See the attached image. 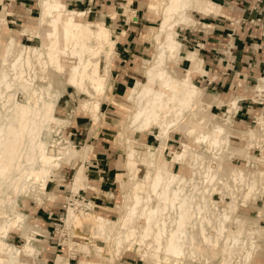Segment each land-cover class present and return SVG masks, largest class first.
Returning <instances> with one entry per match:
<instances>
[{
  "label": "rangeland",
  "instance_id": "obj_1",
  "mask_svg": "<svg viewBox=\"0 0 264 264\" xmlns=\"http://www.w3.org/2000/svg\"><path fill=\"white\" fill-rule=\"evenodd\" d=\"M23 1H29L32 8L30 11H28V9L21 10V15H18L17 20H14L13 16H6L5 12H9L16 6H13V2L10 4V0H0V15L4 14L5 18V27L2 28L0 26V67L1 69L8 70L9 73L12 72L11 64L13 63L14 54H16V52L18 53L20 48L22 50V46H42V42L44 41L41 34L42 28L47 26L49 20L48 18H45L44 22H42L43 24L40 23L41 17L43 16L41 7L42 0ZM58 1L64 3L68 10L84 12L82 16L76 18L78 20L103 22L112 30L115 41L116 39L119 40V35H123V33L119 34L117 32L123 28L124 19L127 23L141 24V33L140 36L138 35L139 38H137L136 41L139 44H143V48L140 49L138 57L133 56L131 58L132 62L130 68L135 71L132 73L135 78L127 81L125 86H117L115 85L116 78L111 72L113 71L112 60L116 57L114 54L115 48L113 47L110 56L111 67L109 72L106 73L104 88L102 95L100 96L94 94V91L90 88L88 83L87 87L92 96H88L82 90H77L70 86L65 87V82L55 72V68L50 65L49 60L45 55V57L43 56V58L39 60L32 56L29 59V65L31 66H22V70L25 74L35 78L34 81L36 82V85L40 84L44 86L46 81L53 80L57 87L62 88L63 95L59 99L58 105L55 107L54 111L56 116L67 120L65 126L60 130L62 137L61 142L65 143L68 141V143H72L76 148L86 146L89 148V151H87L85 158L75 156L71 158L67 164L64 163L65 161L60 163L58 169L54 170L53 175L49 179L54 186L51 185L48 189L47 187H42L40 183L36 182L33 188L26 193V196L19 199V207H17V209L32 219L29 220L28 227L25 226V224L23 225V227L25 226L27 228L25 233L22 234L17 229H10L6 235V240L16 247H21L24 244L27 235L33 237L35 239L33 241V244L35 245V255L38 259L37 264H65L68 262L76 264L79 259L98 260L99 258L94 255L92 248L95 245H102L103 251L106 255H112L114 245L110 243V240L116 235L119 226H114V224L108 225L107 235L109 236V239H106L105 241L103 237L99 238L97 235L90 233V230H87L89 229L88 222L86 224H84L85 222L82 223L81 226L77 228H73L71 223L66 224V211H68L69 207H74V202H76V208H79L77 203L83 204L90 202L92 204L90 210L92 214H99L108 219H115L118 216L120 218L123 214L121 205L123 204L125 197L132 196L134 193L138 195L140 206H146L145 209H155L157 206L162 209V199L158 194L155 195L150 190L149 186L147 187L152 180V178L147 179V177L150 174H155L157 172L156 169L160 167L164 169V171H160V174H162L165 179L157 187V192L160 193L165 183L168 184L171 189L176 187L179 190V188L183 186V194L189 196V198L192 197L193 200L191 203L193 206L191 212L195 213V215L186 222L185 237L187 238H185L186 240L184 242V253L186 257L190 251L189 243L191 242L190 237H192L195 246L192 247L193 250H191V252H193L194 255L193 258H190L192 260L188 259L189 257L187 256V258L184 259L183 264H264V204H261L259 197L262 187L264 186V158L259 152V148L264 142V133L255 123V119H257L260 114L257 113V110L256 112L254 110V112H251L249 109L248 118H241L235 113L229 116L226 106L229 99L237 98L239 95L248 99L254 108L255 106L257 108V105H264V95L258 98L254 96V88L257 85L258 79L264 75L260 74V76L257 77L249 87L244 88L241 94H239L240 92L216 93L215 90L211 91V89L208 88L209 85L203 83L199 85L197 82L192 81L201 91V100L193 107L183 112L184 116L190 113H196V116L189 119L186 125H182V129H177L179 122L178 124L175 122V120L180 118V115H176L178 107H174L173 111L167 115L168 119L166 122L171 121L175 123L171 126L166 127L165 125H162L163 127H159L157 125L139 131L138 129H132L133 127L136 128L134 125L131 126L130 120L135 107L131 102L128 104L124 103V96L128 88L131 87L135 81L139 80L143 83L147 79L145 70L155 62L157 54L156 40L147 42L144 35L150 27L153 29V35H157V28L159 26V19L161 17L163 5L158 8L157 12H149L146 11V6L149 0H139L137 7L143 9L145 12L144 16L147 15V18L144 17V20L139 13V15H137V12L135 13V7L129 5V1L126 0L125 4L122 3L118 5V8L115 10H110V14L114 12L116 16L109 20L103 13L105 12V4L103 0H101V5L96 4L95 1L88 3L87 0ZM164 2L166 3L167 0ZM191 10H193V8L187 9L186 12L190 15V18L193 19L191 16ZM121 13L123 14L122 16L119 15ZM9 19L14 21H8ZM181 26L189 27L190 24L179 25V27ZM175 30L178 31V26L175 27ZM11 38H14L15 42H13V48L10 51V54L8 52V55L5 52V48L9 44L8 40H11ZM160 38L161 40L165 39L163 35H161ZM179 42L181 44V41ZM91 45L97 46L95 41H91ZM187 45L188 46H183L181 44V49L179 51L180 55L176 58L177 62H166L167 71H169V73L175 78L177 77V79H182L185 70L187 69L183 63L180 65L177 64L178 61L182 57H185L184 55L188 52L195 51L190 44ZM106 47L107 45H104V49ZM42 51L45 54L46 50L43 49ZM184 52L185 54L182 55ZM3 60H6L7 63ZM44 60L46 61L45 64ZM38 61L41 63L39 64ZM49 67L50 69H48ZM43 68L45 71L42 70ZM27 71L29 72L27 73ZM48 74L49 76L46 77ZM239 88L240 86L237 87V90ZM15 90H10L12 92L14 91L13 97L18 101L22 100L23 94L20 90ZM93 96H95V98ZM85 101L89 102L87 110L82 107V104ZM96 101L100 105V110L103 113V116L102 119L100 118V120L95 123V115H97L99 110L93 112L91 107ZM202 102H209L210 106L202 108ZM220 103L222 104L219 106ZM120 107L128 109L131 113L128 115V110L124 113ZM236 110L237 108L235 109V112ZM75 114L84 115L88 118L89 122L87 125L89 127L85 129L86 132L76 136L73 135V132L68 128L69 120H71V117ZM100 114L99 111V116ZM227 115L228 117H232L231 125L225 129L230 147L228 146V149L224 148L223 151L222 149H219L218 153H221L220 157L222 158L214 159L217 161V166L211 170V173L214 174L211 181L204 180L200 174L191 178L190 176L192 175L189 167L185 166L184 163L177 164L173 159L172 161L169 159V155L171 156L173 152L181 150V142L187 143L197 154L202 152L206 143L191 142L195 138L194 136L206 133L211 129L212 125H219L221 122V125H224L223 119L224 116ZM129 125L131 127H128ZM175 125L178 126L176 127ZM190 126H195L196 132L192 135H187L185 129ZM127 127L129 129H127ZM165 127L167 128L166 132L168 138L165 140L163 152L161 149H157V147L160 145L158 140L159 132L165 130ZM249 131H252V134H250ZM127 135L128 137L133 138L131 146L133 147L134 154L133 164L131 166L125 164L128 144L124 141H126L125 139ZM96 136H100L104 143L107 142L109 144V154L117 159L116 167H118V174L116 175L115 187L112 189L111 194H101V197L104 199L112 201L109 207L96 206L94 204L93 198L88 196L90 192L93 193V190L85 188L82 190L78 189L74 192L70 186L75 170L80 164L83 166V174L86 178L84 179V185H86L87 179L92 178V174L94 173L92 170L99 168L96 160L93 159L94 153L96 152V147H94V141L97 140L94 137ZM143 139H146L147 141L145 142ZM107 143L105 145H107ZM193 143L196 144L194 145ZM48 148L52 147L49 145ZM177 162L181 163L182 160L179 159ZM202 162H204V165L199 164L200 160L194 164L195 170H200L201 172L206 171L204 167L206 165V160H202ZM239 174H241V178H239ZM0 182V199L3 200L7 195L12 193V186L5 179L0 180ZM253 182L256 185L255 190L252 191L249 196H246L245 193L247 192L248 185ZM211 189L214 191L210 192ZM96 195H98V193ZM175 205H171V203L168 202L166 206H164V209L160 210V212L155 215L154 221H152L151 225L153 231L156 230L154 228V222L158 219H164L166 221L165 227L167 232L173 229L174 220L176 218V211L174 209ZM197 205L202 206L201 213L199 214H196L198 213L195 208ZM34 206L54 207L55 214H50V217L46 219V221H50L49 224L27 214L34 210ZM140 209L141 208H138L134 216L135 219L133 225L137 228L134 240L122 243L117 256L114 259L113 257L112 259H107V264H120L121 259L131 262L136 260L137 264H155V261L149 257V254H152V252L147 250L145 257H142L141 249L143 248V243L140 240L141 235H139V233L141 230L139 227L145 224V220L144 217H141L140 215ZM3 211L6 212V208H3ZM8 211L13 212L12 210ZM203 216H206L207 218L202 219ZM84 221H87V219ZM221 225L224 227L222 234H217V232H215L210 235L211 239L213 238L212 236L218 238L215 250H212L210 242L206 244L201 238L200 240L198 239L201 229H204L205 232H211L213 229L217 230ZM125 229H127V227ZM73 230L74 233H72ZM121 231H124V229H121ZM77 232L78 234L83 235H78ZM89 233L92 236H90ZM70 240L87 244L89 247V253L86 256L82 252L76 253L75 251H77L76 249L78 247L70 246ZM148 242L149 240L145 239L144 243L148 244ZM162 244H164V241ZM151 249H153V247L150 248V250ZM158 253L161 255L162 251ZM247 254H249V256L246 259ZM54 257L55 259H53ZM173 263L172 258H168L165 261L162 259L161 262V264Z\"/></svg>",
  "mask_w": 264,
  "mask_h": 264
},
{
  "label": "bare ground",
  "instance_id": "obj_2",
  "mask_svg": "<svg viewBox=\"0 0 264 264\" xmlns=\"http://www.w3.org/2000/svg\"><path fill=\"white\" fill-rule=\"evenodd\" d=\"M164 1L149 0L146 6V11L157 12L158 8L163 5L157 35H153L152 28H148V31L144 35L147 42L156 40L157 54L155 62L145 70L147 79L143 83L139 80L135 81L128 88L124 96V103L128 104L131 102L134 104L135 110L132 112L130 120L131 126H136V128L133 127L132 129H138V131L157 125L159 127L162 125L168 127L175 124L171 121L166 122L168 119L167 115L173 111L174 107H178L176 115H180V118L175 120L176 124L179 122V126H175H178L177 129H182V125H186L189 119L196 116V113L185 114L186 116H184L183 112L201 100L200 89L191 81L194 73L204 72L201 59L197 57L196 51H190L184 55V58L191 64V67L185 70L182 79L175 78L167 71L166 62L176 61L177 56L180 55L181 44L177 39L175 27H179L181 24L196 25V22L190 18L186 10L193 8L201 11L203 14H214L215 5L207 0H167L166 3ZM41 7L43 16L41 17L40 23L44 22L45 18L49 19L47 26L42 28L41 34L44 38L42 46L25 47L21 45L22 50L20 48L16 54L13 52L15 56L14 59L12 58V72L9 73L8 70L1 69L0 67V180L5 179L12 186V193L7 195L5 199H0V264H37L38 259L35 255V245L33 244L35 239L33 237L27 235L21 247H16L6 240V235L10 229H17L22 234L25 233L27 229L25 226L28 227L29 220L32 219L17 209L19 207V199L26 196V193L33 188L36 182L40 183L42 187H45L46 182L53 175L54 170L58 169L60 163L65 161L64 163L67 164L75 156L85 158L87 151H89V148L86 146L76 148L72 143H68V141L65 143L61 142L60 130L65 126L67 120L56 116L54 111L59 98L63 95L62 88L57 87L53 80L46 81L44 86L40 84L36 85L35 78L25 74L22 66L28 65L30 67L29 59L32 56L39 60L45 55L50 65L55 68V72L65 82V87L70 86L74 89L82 90L88 96H92L87 87L88 83L94 91V94L100 96L104 88L106 73L109 72L111 67L110 56L115 43L112 30L103 22L81 21L76 19L82 16L84 12L68 10L65 4L58 0H42ZM110 16L113 19L116 14L113 12ZM0 26L2 28L5 27L4 14L0 15ZM161 35L165 39L161 40ZM9 40V44L5 48L6 54L8 52L10 54L13 48V42H15L14 38ZM91 41H95L97 46H92ZM104 45H107L105 49ZM43 49L46 50L45 54L42 51ZM3 61L6 62V60ZM31 62L33 63L32 60ZM45 62L44 60V64ZM48 76L49 74L46 77ZM12 89L20 90L23 94V99L19 101L15 99L13 97L14 91H10ZM263 95L264 76L258 79L257 85L254 88V96L256 98ZM93 97L95 98V96ZM236 100V98H231L226 103L229 116L235 113L237 107ZM88 104L89 102L85 101L82 107L87 110ZM201 106H203L202 108L209 107L210 103L202 102ZM120 108L124 113L128 110L122 107ZM91 110L93 112L99 110L101 113L99 116L98 111L97 115H95V123L100 118L102 119L103 113L97 101L92 105ZM128 112L129 115L131 112L129 110ZM228 115L224 116V125H221L222 122L219 125H212L211 129L206 133L199 134V136L196 135L197 137L194 136L195 138L191 142L206 143L202 152L197 154L187 143L181 142V150L175 151L172 154L170 153L171 156L169 155V159L171 161L173 159L177 164L184 163L185 166L189 167L192 175L190 176L191 178L200 174L204 180L211 181L214 177L211 170L217 166V161L214 159L222 158L220 157L221 153H218L219 149L223 151L224 148L228 149L230 145L228 135L226 134L227 132H225V129L231 125L232 121V117H228ZM255 123L264 133V118L262 115L255 119ZM131 126L129 125L128 127ZM128 127L127 129H129ZM166 127L158 135L160 145L157 149H161L163 152L165 140L168 138ZM195 132V126H190L185 129L187 135H192ZM249 133L252 134V131H249ZM125 140L124 142L128 144L125 164L131 166L133 164L134 154L133 147L131 146L133 138L127 135ZM49 145L52 148H48ZM259 152L264 158V142L260 146ZM179 159L182 160L181 163L177 162ZM199 160V164L203 165L204 162L202 160H206V165L204 166L206 169L205 172L195 170L194 164ZM82 167V164H80L76 168L70 183L71 189L74 192L79 188L85 189L84 179L86 178L84 177ZM156 171L155 174H150L147 177V179L152 178L147 187L149 186L150 190L155 195L158 194L162 199V209H164V206L168 202L171 205L176 204L174 207L176 218L173 229L167 232L165 227L166 221L164 219H158L154 222V228L156 230L153 231L151 226L152 221H154L155 215L162 209L158 206L155 209H145L146 206H140L138 195L135 193L132 196L125 197L121 205L123 214L120 218L118 216L115 219H108L99 214H92L90 212L92 207L90 202L83 204L77 203L79 208H76V202H74V207H69L68 211H66V224L71 223L73 228H77L82 223L85 222L84 224H86L88 222L89 229L87 230H90V233L97 235L99 238L103 237L106 241V239H109L107 235L108 225L114 224V226H119L116 235L110 240V243L114 245L112 255H106L102 245H95L92 248L94 255L99 259H79L76 264H107V259H112V257L114 259L122 243L134 240L137 228L133 224L134 216L138 208H141L140 215L145 220V224L139 227L141 230L139 233L141 235L140 240L143 243V248L141 249L142 257H145L146 251L148 250L152 252V254H149V257L155 261V264H161L162 259L165 261L168 258H172L173 264H183L187 256L189 257L188 259L193 258L194 253L191 250H193L192 247L195 246V243L192 237H190L191 242L189 243L190 251L186 257L184 253V242L186 240L185 238H187L185 237L186 222L195 215V213L191 212V208L193 207L191 204L193 202L192 197L189 198V196L183 194V186L179 190L176 187L171 189L166 183L163 185L160 193H158L156 189L165 178L160 174V171H164V169L158 167ZM241 177V174H239V178ZM255 187L254 182L248 185L247 192L245 193L246 196H249L255 190ZM213 189L210 192H213ZM3 208H6V212L3 211ZM195 208L198 212L196 214L201 213L202 206L197 205ZM8 210H12L13 212H9ZM204 218L207 217L203 216L202 219ZM85 219L87 221H84ZM24 224L25 228L23 227ZM126 227L127 229H125ZM121 229H124V231H121ZM223 230V225L217 230L213 229L211 232H205L204 229H201L198 239L200 240L201 238L206 244L210 242L212 250H215L218 238L212 236L213 238L211 239L210 235L215 232L222 234ZM72 233H74V230ZM90 236L92 235L90 234ZM145 239L149 240L148 244L144 243ZM163 241L164 244H162ZM234 241L236 242L235 239ZM69 245L78 247L76 249L77 251H75L76 253L82 252L85 256L89 253V247L85 243L70 240ZM152 247L153 249L150 250ZM161 251L162 253L159 255L158 252ZM248 256L249 254H247L246 259ZM65 264L71 263L68 262Z\"/></svg>",
  "mask_w": 264,
  "mask_h": 264
},
{
  "label": "crops",
  "instance_id": "obj_3",
  "mask_svg": "<svg viewBox=\"0 0 264 264\" xmlns=\"http://www.w3.org/2000/svg\"><path fill=\"white\" fill-rule=\"evenodd\" d=\"M87 1L88 3L95 1L96 4L101 5V0ZM103 1L105 4V12L103 13L109 20H111L109 16L110 10H115L118 8V5L126 3V0ZM127 1H129V5L135 7L134 11L135 13L137 12V15L140 14L142 19L144 17L147 18V15L144 16L145 12L143 9L137 7L139 0ZM207 1L215 5L214 14H203L201 11L193 9L191 10V16L193 17L192 20L196 22V26H181L176 31L177 39L181 41V44L183 46L190 44L202 62L204 73H194L191 81H195L199 85L202 83L209 85L208 88L211 91L215 90L216 93L240 92L239 94H241L245 87H249L260 74H264V0ZM11 2L16 7H9L12 9L9 12H5V14L6 16H13L14 20H17L18 15H21V10L28 9L30 11L32 8L29 1L10 0V4ZM119 15L122 16L123 14ZM123 22V28L117 32L119 34L123 33V35H119V40L116 39L115 41L114 54L116 57L112 60L113 71L111 72L116 78L115 85L117 86H125L127 81L135 78L132 75L135 71L130 68L131 58L133 56L138 57L140 49L143 48V44H139L136 41L139 38L138 35L140 36L141 33V24L127 23L125 19ZM184 54L185 52L182 55ZM181 63L186 68L191 67V64L184 57L177 64L180 65ZM238 86L240 88L237 90ZM236 99V115L241 118H248L250 109L251 112H256L257 110V113L263 116V104L257 105V108L256 106L254 108L248 99L240 95ZM88 123V118L84 115L75 114L69 120L68 128L76 136L86 132L85 129L89 127L87 126ZM94 138L97 140L94 141L96 152L93 159L96 160L99 168L92 170L94 173L92 174V178L87 179L85 188L93 190V193L90 192L88 196L93 198L96 206L109 207L112 201L104 199L101 197V194H111L112 189L115 187L116 175L118 174V167H116L117 159L109 154V144L107 142V145H105L106 143L102 141L100 136ZM143 140L147 141L146 139ZM51 185L54 186L48 180L45 188L49 189ZM79 189L82 190V188ZM97 193L98 195H96ZM259 197L261 204H264V186ZM33 209L32 212L27 214L38 218L46 224L50 223V221H46L50 217V214H55L54 207L52 208V206H34ZM120 264H137V262L136 260L131 262L121 259Z\"/></svg>",
  "mask_w": 264,
  "mask_h": 264
},
{
  "label": "built area",
  "instance_id": "obj_4",
  "mask_svg": "<svg viewBox=\"0 0 264 264\" xmlns=\"http://www.w3.org/2000/svg\"><path fill=\"white\" fill-rule=\"evenodd\" d=\"M264 75V74H263Z\"/></svg>",
  "mask_w": 264,
  "mask_h": 264
}]
</instances>
